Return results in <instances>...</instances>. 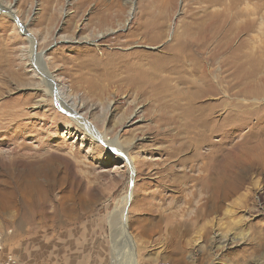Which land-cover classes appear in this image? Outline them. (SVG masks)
Returning <instances> with one entry per match:
<instances>
[{"label":"rangeland","instance_id":"374dc122","mask_svg":"<svg viewBox=\"0 0 264 264\" xmlns=\"http://www.w3.org/2000/svg\"><path fill=\"white\" fill-rule=\"evenodd\" d=\"M38 53L46 81L61 85L84 127L37 86ZM219 77L236 86L215 93ZM259 82L262 91L264 0H0L4 252L28 264H112L107 218L134 178L130 248L118 244L116 264H264V101L250 85ZM212 97L222 102L210 109ZM210 113L220 120L224 161L240 163L231 181L239 186L222 208L230 213L194 221L171 245L167 221L190 217L194 206L165 185L184 169L178 160L205 161L200 135ZM40 166L52 182L43 179L47 193L34 207L17 185Z\"/></svg>","mask_w":264,"mask_h":264},{"label":"bare ground","instance_id":"6f19581e","mask_svg":"<svg viewBox=\"0 0 264 264\" xmlns=\"http://www.w3.org/2000/svg\"><path fill=\"white\" fill-rule=\"evenodd\" d=\"M130 12H131V10L128 11V14H130ZM28 37L29 36H27V38H26L27 43L29 42V39H30ZM33 58L34 59L32 62V66H33L36 74L40 75L39 83L37 84V86L40 85L42 87V91L44 92L45 95H49V96H50V94L53 95V97H54L53 101L55 102V105L58 107L59 110H62L64 112V114H66L68 120L75 121L76 125L84 127L82 125V122L80 123L81 120H79L76 116L78 113L77 108L75 107V105L73 103H71L67 100L66 94H65L63 88L61 87V85H59V83H56V81L52 78V76H50L51 80L46 81V79H45L46 77L44 76L45 73L43 70H45L47 67L44 66V64L42 62V55L40 53H38V54L33 55ZM151 75L154 76V75H156V73L152 74V72H151ZM216 85L218 86V88L216 87L215 93L220 94V91H222L224 89L225 90H232L236 86V81H235V83H226L225 84L223 78L219 77L216 81ZM250 85L253 88L252 93H255V94L257 93L256 96H258V97L260 95H262L263 96L262 100L264 101V90H262V91L257 90L258 88H261L263 86L262 83L261 82L256 83V84L252 83ZM139 86H141V85H139ZM215 93H212L211 95H213ZM218 98H220V97H218ZM252 99L254 100V98H252ZM50 100L52 101V98H50ZM211 100L213 102L210 103V105H209L210 109H213L214 107L221 105V102H222L221 99H217V98L212 97ZM167 103L169 104V102H167ZM261 105L264 106V103ZM234 106L235 105H233L232 107H234ZM252 107H254V106H252ZM259 109H261V108H259ZM254 112H256V110L255 111L251 110L250 112L246 111V114H247L246 117L247 118L250 117L251 113H254ZM204 119L206 122V128L203 129L200 137L203 136V137H206V139H207V141H205V144H204V146H206L207 148L204 149L205 150L204 152L202 151L203 156L205 158V161L202 162L201 164H198L197 161L200 160L198 157L193 158L196 163H194L193 159H191L189 157L184 158L183 160H178L177 161L178 164H182V161L185 162V165H183L184 169L180 171L181 172L180 175L173 176V177L168 176V178H169L168 182L169 183H168V185H165V187L166 186H168V187L172 186L174 188V190H172V191L176 192L177 195L175 197L174 196H172V197H174L175 199H180V200L183 197L182 199H183L184 203H187L188 205L194 206V211H192V212L188 211L190 214V217L185 218L184 220L178 219L177 221H175L176 219L175 220L173 219L172 221H170V219H169V221H167L166 225L170 226V228L168 227L170 229V236H171L170 241H171V243H173L171 245H175L176 238L179 239V236H184V235L190 234V232L193 230L192 227H193L194 221H198V220L202 219L204 216H208L209 214H211L213 212H218V211L222 210V208L225 207V201L228 200L229 198L231 199L232 195H234L236 193L237 188L239 186L236 184H232L231 181L235 180V182H237L236 180H238L239 172H240L239 169L241 168L240 163H239V165H237L238 163L235 164L234 162L231 164H227L224 161V157H225L226 152H225V147H224L223 141H222V133L216 127L217 124H219L220 120L216 119V117L214 115H212V113L208 114L207 116L205 115ZM174 120L178 121V119L176 117H174ZM183 124L186 125L185 122ZM252 124H254V123H252ZM193 133H194V131H193ZM213 137L215 138L214 140H212ZM99 139L101 141H103L105 144H107V141H106L104 135L99 136ZM109 144H113L114 146H117V147H122L121 144L117 140H110L108 145ZM201 144H202V142H201ZM240 144H242V143H240ZM192 145H193V143H192ZM261 146H262L261 144L258 145V148ZM200 147H202V146L198 145L195 147V149H193L194 151L193 150L192 151L196 152ZM242 147H244V146H242ZM247 151H250V149ZM122 152H123L122 155H124V151H122ZM261 155L263 156V154H261ZM125 159H126V161H129V162L133 161L132 157L130 155H128V156L125 155ZM253 160H255V159H253ZM190 161L192 163H190ZM228 161H230V160H228ZM257 162H258L257 168H264V158L258 159ZM177 163H175L174 165H177ZM40 167H38V170L36 172V174H37L36 176H31L30 179H28L26 181H20L17 185L18 191L22 192V194H27V195L31 196L32 203L34 204V207H35V205L38 204V202L39 203L42 202L41 200L43 199V197L46 196V193H47V190L44 189L43 179H45V181L48 183L52 182V175H50L47 171L43 170L44 167H42V166H40ZM185 168H188V171H186ZM252 168H254V167L251 165L247 169L252 170ZM235 169L239 170V172L237 174H236ZM170 170H172L174 172L173 166L170 167ZM259 172H261V171H259ZM232 174H234L235 176H233ZM129 187L131 189L130 195L133 198V196H134V178H130ZM49 188H50V186H49ZM130 195L127 194L124 197H122L121 199H119L117 201L116 208H114V210L111 213H109L108 218H107L108 219L107 224H108V228L110 230V241H112L111 242V244H112L111 245L112 264H116V259L118 258V255H119V253H118L119 250L117 247L118 244H120V243H127L128 244L127 249H125L124 252L129 251V248H130V246H129L130 245V239L128 238V235L125 232V229L127 226V222H125V216H126L125 215V208L132 201ZM229 202H231V200ZM235 202H237V201L235 200ZM235 202H231V204L233 205ZM238 202L240 204V201H238ZM236 205H238V203H236ZM133 206H135V205H133ZM230 206L231 205H226V208L223 209L222 212L230 213L231 209H228V208H230ZM187 209L189 210V208H187ZM185 210H186V208H185ZM181 213H183V212L181 211ZM192 213H193V215H192ZM178 245H180L179 247L182 248L184 246V242L179 240ZM218 247L219 246H216V248H218ZM123 248H122V250H123ZM180 250L181 249H179L178 253H180ZM126 253H128V252H126ZM131 257L132 256L130 255V252H129V255L127 256L128 262H130L129 259Z\"/></svg>","mask_w":264,"mask_h":264},{"label":"built area","instance_id":"2783aa9c","mask_svg":"<svg viewBox=\"0 0 264 264\" xmlns=\"http://www.w3.org/2000/svg\"><path fill=\"white\" fill-rule=\"evenodd\" d=\"M0 264H28L22 262L10 253H5L3 249V236L0 233Z\"/></svg>","mask_w":264,"mask_h":264}]
</instances>
